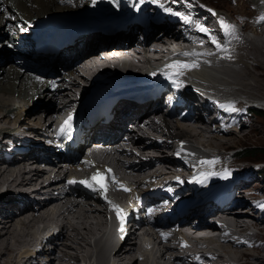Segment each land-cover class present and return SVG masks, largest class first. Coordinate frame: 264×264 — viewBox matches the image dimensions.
Returning a JSON list of instances; mask_svg holds the SVG:
<instances>
[{
	"label": "bare ground",
	"instance_id": "1",
	"mask_svg": "<svg viewBox=\"0 0 264 264\" xmlns=\"http://www.w3.org/2000/svg\"><path fill=\"white\" fill-rule=\"evenodd\" d=\"M140 1L142 2L137 3V0H96L93 4V0H0V55H3L6 46L1 40L5 37L4 31H6L5 26H7V31L11 36H7V42H9L8 46L12 48V51L7 50L9 53L11 52L14 61L17 60L15 64L13 63L8 67L10 69L7 71V76L2 78L5 82H0V135L3 138L6 136L5 139L9 141H11V138L13 140V145H10L11 148L7 144L9 141L1 140L0 143V189L5 187L7 195L5 197L0 193V264H40V257L48 256L52 251L59 254L56 263L50 262L49 258L43 264H80L84 258L90 259L92 257L90 241H92V247L95 248L93 254L95 255V264H264V208L261 207V205H264V200L257 201L256 197H253L251 203H244V199H236L235 196V193L240 194V197L242 194L247 193L240 185L244 180L238 181L247 177L249 170L233 172L235 176H232L227 182H225L226 180L222 181L221 188L214 190L207 184L214 177L222 176L225 171L233 169L231 167L234 158L237 157L236 154L227 156L217 153L210 155V157L202 156V158L197 157L196 154L184 155L185 152L192 153L196 151V148L192 149L193 146L190 144L189 139L196 141L207 150L211 149L213 145L220 148L227 142L229 143L228 146L234 144L233 139H228L234 136L238 139L244 138V135H242L244 132L242 130L243 126L242 124L238 125L243 119L241 116H237V119L233 116V113L240 114V107L243 105L240 102L241 100L238 102L234 98H221L211 90H215L216 86L209 88L208 84H203V82L219 72L224 74V78L216 80L217 85L222 86V93H228L230 96L246 97V101H264V42L258 39L264 33L255 34L254 38L241 37L242 31L236 30L235 24L241 22L238 20L242 18L237 16L238 19L232 23L234 26L230 24L231 21L224 20L235 28L234 34L226 35L219 24L222 12L216 11L217 9L209 4V10H214L216 13L215 16L212 15L211 11L205 8V6H208L205 0H160V3L163 4L161 8H171L175 11H171L172 13H179L183 17H188V24L196 21L200 26L206 27L210 35L204 34L201 39L215 37L222 48L227 49V52L218 51L212 55H205L209 58L198 61L195 57L183 56L182 53H212L217 51L214 45L210 46L212 51H206L205 46L207 44H201L199 50L188 49L187 45L191 42L186 33L178 30L177 26L180 25L178 20L169 19L165 21L158 11L159 7H156L157 4L153 3V0ZM226 1L234 6L242 4L246 7L247 11L244 12V19L250 18V16H264V0ZM61 3H65L66 6L64 7H70L68 10L72 11L82 6L80 7L82 11L79 12L86 11L87 14L90 9L106 6L103 3H107L110 5L107 8L108 11L114 12L112 14L118 15V17H92L98 19L89 23V31H83L76 38L73 46H68L55 55L36 53L34 48L28 44V38H24L22 43L15 47L16 41L14 42L12 32H18L19 27L17 24L22 22V19L25 18L30 22L47 20L52 16V10L60 7L58 5ZM151 4L154 8H151ZM147 7L151 11H147ZM63 8L58 9L63 10ZM126 10L133 11L134 16L126 18V12H128ZM7 15L14 18L11 20L7 18ZM137 21L143 22V26L138 25ZM154 21H161V23L156 24ZM256 27H260V22L258 23L257 20L251 25L253 33L254 29H257ZM136 28L140 32L137 33ZM127 29H130L134 38H137L139 33L145 35L142 60L149 64L150 71L157 69L162 74L166 64L179 59L185 63H192L195 60L199 66L204 62L213 74L208 72L209 69L200 66L201 68L187 71L177 79V83L183 84H181L182 89L178 94L180 99L183 100L182 107L174 106L163 112L162 106L158 103L150 104L146 108H144L145 106L134 108L128 102H119L116 105L118 107L115 106L113 109L114 118L108 126L100 125L99 121L81 126L84 134L83 140H86L87 137L97 139V141L88 145L87 148H89L91 145H97L98 141L103 142L104 146H111L114 139L117 138V135H112V132L127 127L126 125L132 124L133 121L141 125L129 134V139L132 142L124 146L128 148L127 151H120L114 156L108 153L101 155L103 160H107V168L111 170L117 180L131 189V191L125 192L119 190L118 185L113 186L109 182L112 193L108 199L123 201V193L125 192L128 193L129 200L137 201L140 198L145 203L144 206L153 207L147 215L141 211L140 215L134 219L137 227L130 221L132 224L129 227L131 228L124 234L122 243L118 241V244L121 243V245L115 246L104 236L108 225L111 224L115 216V212L110 210L109 204L103 197L100 198V195L84 194L72 188L63 180L66 175L70 176L72 171L80 173L77 172V169L85 167L84 161L75 166L67 165L68 161H73L80 148H68L72 151L71 156H66L56 144H49L48 148L43 146L41 147L43 151H40L41 145L33 142L34 139L39 141L40 139L38 137L32 138V135L35 133V135L42 136L55 122L54 120L58 117L57 112L73 108L75 104L73 101L75 99L74 91L80 87L81 82L86 83L89 73L93 72L87 60L90 58L89 52L91 53L94 48L90 50L88 48L94 43H101L103 49L113 48L118 50L126 45L133 44L131 40L122 41L119 38H114V36L118 37L121 30ZM247 29H250V27ZM261 31L263 32L264 29ZM97 33L104 34L102 36L95 35ZM160 33L163 34L161 38L157 37ZM14 35L16 36L15 40L22 38L20 33ZM91 35H94L91 40L83 38ZM106 37H111L109 43L102 42L103 38ZM166 37L170 41H167ZM172 46L179 48L181 54L170 56ZM86 50L89 52H85ZM84 52L85 56H82ZM138 53H142V51H138ZM52 57H58V65L63 68L76 63L75 70L64 72L62 76L59 73V76L54 79H43L46 74L42 70L43 65L38 61L39 59ZM156 57L157 60L154 59ZM197 57L199 58V56ZM227 63L231 66L225 68L224 65ZM141 64L132 62L135 70H139ZM26 71L32 72V74ZM105 72L107 71L102 70L99 72L100 75H103L100 78L107 76L103 74ZM67 78L66 82L65 79ZM189 84L191 86L198 85L205 88L204 90L208 89V94L214 99L207 102V98H205L204 102L202 98L193 96L188 91ZM42 97H48L55 101L59 100L57 108L53 107L52 113L44 112V119L43 116L37 115L29 118L32 123L20 124L23 120V112L29 110L32 105L31 102L35 98ZM17 99H20V105L16 110ZM234 101L242 105L238 106ZM228 102H233L238 111L225 112L218 107V104ZM150 111L153 113H150ZM80 112L83 114L84 110H78L76 113ZM180 112L185 113L180 116ZM243 112L248 115V108L244 109ZM172 117L175 118H173V122L169 120ZM12 118L14 119L12 120ZM147 118L150 119L147 120ZM115 119H117L116 122ZM140 121H143L144 124H141ZM199 123L209 128L208 136H205L207 131H204L207 129L197 125ZM230 126H236L235 130L229 129ZM252 127L250 126V128ZM22 128L30 130L28 132L32 135H27V137L32 138V140L24 138L26 136L24 134L29 133H24ZM94 130H98V133H95ZM99 132L102 135H99ZM122 134L119 138L123 137ZM214 134L217 137L212 136ZM159 137L164 139L158 141L157 138ZM181 142L185 146L181 154L191 158L193 164L174 159L173 152H177ZM31 146L32 149L29 151ZM171 150L172 153L169 154L168 152ZM24 151H27V153L23 154L21 160H18L17 154L20 155ZM134 151L139 156L136 157L137 154H135L132 157ZM127 152L130 154L128 155ZM41 153L44 154V158L40 156ZM51 155L58 159V168L50 171L51 174L55 171L53 179L48 177V180H45L44 178L49 174V172L47 173L49 168H41L39 165L41 162H50ZM195 155L196 157H194ZM140 156H147L146 161H142L143 159ZM112 158L114 159L112 160ZM135 159H140L139 163H135ZM213 159L224 162L222 168L219 169L217 163L211 167L202 166L198 163L200 160ZM155 164L158 166L156 170H154ZM85 165H89V163ZM104 170V166H100L97 171L104 172ZM97 171L91 170V173H88L89 177ZM201 173L210 175L204 180V183L194 182V177L204 179ZM179 180L183 182L180 187H178ZM55 182L56 184H54ZM153 182H156V185L152 186ZM171 184H176L172 194L177 198L170 212L173 220L163 221L162 217L168 212L166 211L167 205L164 206L169 197L167 196L168 192L160 194L159 198H153L151 195L159 193H157L158 187L165 188L171 186ZM143 185L148 187L145 188ZM202 185H205L204 191L200 194L201 189L198 186ZM185 189L190 192L188 196L183 193ZM10 190L14 193L8 196ZM226 193L230 196L225 197ZM40 200L43 201L37 203ZM178 205L186 207L185 210L176 211ZM245 206L247 208L243 209ZM140 208L141 206L138 209ZM212 208H216L217 211L209 215L208 218H212L209 226L214 230H220V237L216 241H212L211 238H202V240H196L198 243L196 245L182 247L181 245L185 244L186 239H191L194 236L192 227L203 226L201 224L196 225L198 217L202 216V213L208 214ZM189 215H194L195 218L188 222L187 217ZM141 216L146 217V219H140ZM259 216H261V219ZM250 218L253 219L250 220ZM178 222H181L180 224L184 229H189V234L175 228ZM247 222L257 230V234L249 233L250 227ZM54 226L60 228L58 234L39 241V232L46 231ZM196 230L203 231L201 229ZM139 231L141 232L140 235H136ZM162 233L166 235V238L162 237ZM138 237L146 242L147 250L137 244L136 239ZM253 239L255 240L253 241ZM43 241H45V244L41 245ZM48 241L50 242L48 243ZM236 242L240 243L235 244ZM244 242H247L248 245ZM37 243H39V246ZM175 243L177 244L176 247ZM200 243L206 245L203 246ZM213 243L218 244V248L211 247L210 245H214ZM30 245L37 246L33 249V252L20 253L22 247ZM240 245L244 246L238 249L241 247ZM45 247L46 249H44ZM179 248L183 249L181 253H177ZM219 248H221L225 257L221 256V252H218ZM231 248L235 249L232 250ZM229 249L233 252H228ZM150 252L155 255L152 257ZM231 261H234V263H231Z\"/></svg>",
	"mask_w": 264,
	"mask_h": 264
},
{
	"label": "rangeland",
	"instance_id": "2",
	"mask_svg": "<svg viewBox=\"0 0 264 264\" xmlns=\"http://www.w3.org/2000/svg\"><path fill=\"white\" fill-rule=\"evenodd\" d=\"M129 1V0H128ZM142 1H140V0H137V3H141ZM205 2L208 4V6L206 7L205 6V8L206 9H208L209 10V7L210 6H212V7H215L217 10L216 11H220V12H222L220 15L223 17V19L224 20H228L229 22L231 21V23L230 24H232V23H234V21L235 20H237L238 18H236L237 16L238 17H240V18H242V19H240V20H238V21H241V22H238V23H236L235 24V27L237 28L236 30H241L242 31V35H241V37H248V38H254L255 37V34H263L264 33V31L262 32L261 30L262 29H264V22H260V27H256L257 29H254V33L251 31V25H252V23L255 21V20H259V18L261 17V16H258V17H251L250 16V18H247V19H244L245 18V13L244 12H246L247 11V8L246 7H244V6H242V4L240 5V4H238V5H233V4H231V3H228L226 0H205ZM85 4V3H84ZM209 4H210V6H209ZM29 6H30V4H28ZM103 5H106V6H110L109 4H107V3H103ZM58 6H60L61 8H63L64 6H66V4L65 3H61L60 5H58ZM158 5H156V7H157ZM60 7H56V8H54L53 10H52V16H55V15H59L61 18H63L64 16H66V14L67 13H71V12H74L75 13V11H82V9H80V7H82V6H80V7H78L77 9L75 8V10H68V8H70V7H64L63 8V10L62 9H58V8H60ZM158 7H160V6H158ZM95 8V7H94ZM151 8H152V4H151ZM96 9V8H95ZM106 8H103V10H105ZM146 9V8H145ZM91 11H93L94 9L92 8V9H90ZM89 10V12H91ZM147 11H149L150 10V8L149 7H147V9H146ZM95 11V10H94ZM151 11V10H150ZM218 11V12H219ZM54 12V13H53ZM212 12H214V10H212L211 11V13ZM264 12V11H263ZM104 17H107V16H103V17H101V18H104ZM221 17V18H222ZM225 17V18H224ZM232 17V18H231ZM7 18H10L11 20L14 18V17H10L9 15H7ZM229 18V19H228ZM25 19V18H24ZM244 19V20H243ZM23 20V19H22ZM27 20V19H26ZM32 21V20H31ZM90 23V22H89ZM89 23H86V25L88 26L89 25ZM246 24V25H245ZM233 25V24H232ZM245 25V26H244ZM234 26V25H233ZM6 27V31H4V33H5V37H4V39H2L1 41L2 42H4V48H5V50L3 51V55H4V57H3V55L1 56L0 55V82H5V80H2V78L3 77H5V76H7V71H9V69L10 68H8L9 66H11V65H13V63L15 64V61L17 62V60L15 59V61H14V58H12V56H11V52L9 53V51L8 50H10V51H12V48L11 47H9L8 46V44H9V42H7V36L8 37H11L9 34L10 33H8V27L7 26H5ZM250 27V29H247V28H249ZM235 29V28H234ZM261 29V30H260ZM138 29L136 28V32L138 33V32H140V31H137ZM245 30V31H244ZM8 34V35H7ZM102 34H104V33H97V34H95V35H98V36H102ZM140 34V33H139ZM260 36V35H259ZM94 37V35H91V36H87V37H83V38H86V39H92ZM258 39H260V40H262L263 42H264V34L262 35V36H260V37H258ZM207 44V43H206ZM209 47L210 46H212V45H209V44H207ZM1 46V45H0ZM1 48V47H0ZM8 49V50H7ZM1 51V50H0ZM209 51H212V49L210 48L209 49ZM219 50H217V51H213L212 53L214 54V53H216V52H218ZM263 51H264V46H263ZM6 52V53H5ZM221 52H223V51H221ZM90 53V52H89ZM209 53H211V52H209ZM6 54H9V55H6ZM230 55V54H229ZM82 56H85V52H84V54H82ZM62 57H63V55H62ZM224 57V56H223ZM42 58V57H41ZM56 57H52V58H48V59H39V61L38 62H40V64L41 65H43L42 66V70H43V72H44V74H46V76H44L43 77V79H46V80H48V79H54V78H56L57 76H59L58 74H54V75H52V73H59L60 72V76H62V74L64 73V72H70L71 70H75V64L76 63H74V65H72V66H70V67H67V68H63V67H60L58 64H59V60H57V58L55 59ZM181 58H183V57H181ZM180 58V59H181ZM198 61L199 60H201L202 59V61L204 60V59H208L209 58V56L207 57V56H205V55H200L199 56V58L198 57H195ZM55 59V60H54ZM155 60H157V57L156 58H154ZM85 60H87V59H85ZM141 62V61H140ZM21 64V63H20ZM39 66V65H38ZM200 66L201 67H204V68H207V69H209L207 66H205V63L204 62H202V64H200ZM199 66V68H201ZM227 66V67H226ZM231 65L229 64V63H227L226 65H224V67L225 68H228V67H230ZM139 69H142L143 68V64H141V65H139ZM213 67V66H212ZM3 69H4V71H3ZM213 69H215V67H213ZM6 72V73H5ZM26 72H28V73H30V74H32V72H29V71H26ZM209 73L211 72L212 74H213V72L209 69V71H208ZM218 75V76H217ZM224 76V74H222V73H219V72H217V73H215L210 79H208L207 81L205 80L204 82H203V84H208V86H209V88H213V87H218V88H216L215 87V90L214 89H211V90H213L216 94H218L221 98H234L235 100H237L238 102L240 101L242 104H240V103H238L237 101L235 102L236 104H238V106H240V105H242V107H240V114H236V113H233V116L237 119V116H241L242 117V119H243V121H241L240 122V124L238 123V125H241L242 124V130L244 131L243 133H242V135H244V138H242V139H238V138H235V136L233 137V138H228V139H233L234 140V144H231V145H229L228 146V142H227V144L226 143H224L220 148L219 147H216V146H212V148L211 149H207V150H205L200 144H198L196 141H193L192 139H189L190 140V144L193 146L192 147V149H194V148H196V151L195 152H192V154H196V155H198L197 157H199V158H202V156H205V157H210V155L212 156L213 154H217V153H221V154H223V155H227V156H231V155H233V154H236V156L237 157H235L234 158V163H233V166L231 167V168H233L232 170H229L228 172L230 173V175L225 179V178H221V176H217V177H214L213 178V180L210 182V183H208L207 184V186H210V187H212L214 190H216V189H218L221 185H222V181H224V180H226L225 182H227L228 181V179H230L232 176H235V174L234 173H236V171H240V170H249V173H248V175H246L247 177H244V178H242V179H239V181L238 182H241L240 180H244V182H242L240 185L241 186H243L242 188L247 192L246 194H242V196L240 197V194H238V193H235V196L237 197L236 199H240V198H242V199H244V203L246 202H248V203H251V200H253L252 198L253 197H256V200L258 201V200H264V174L263 173H260L259 172V170H256L257 169V167H260L259 169H263L264 170V101H246L245 100V98L246 97H241V96H239V97H237V96H235V95H228V93H222L221 91H222V86H218L217 84L218 83H216V80L218 81V80H220V79H222V78H224L223 77ZM99 77H103V75H100ZM79 79H81V78H79ZM67 80H68V78L67 79H65V81L67 82ZM96 80H98V79H96ZM201 80V79H200ZM184 81H186V80H184ZM202 81V80H201ZM215 81V82H214ZM96 82V81H95ZM211 84H210V83ZM17 83V82H16ZM81 83H83V82H81ZM212 83H213V85H212ZM89 84V83H88ZM210 86H212V87H210ZM220 87V88H219ZM88 88V87H87ZM86 88V89H87ZM203 89H205V88H203ZM208 90V89H207ZM216 90H218V91H216ZM220 90V91H219ZM212 93V92H211ZM226 94V95H225ZM214 95V94H213ZM215 97V96H214ZM20 99H17V102H16V110H17V107L20 105V101H19ZM227 100H229V99H227ZM58 101L59 100H53V99H50V98H48V97H42V98H35L34 99V101L33 102H31L32 103V105L29 107V110H26V111H24L23 112V115H22V117H23V120H22V122L20 123V124H22L23 125V123H24V125H26V124H28V123H32V120H30L29 118H31V117H33V116H37V115H41V116H43V119L45 118V116H44V112H48V113H52L53 112V107L54 108H57V105H58ZM251 103H254V104H256V105H258L257 107L259 108V110H254V108L250 111L249 110V113H248V115H246L247 113H244L243 112V110L244 109H246V107H248V106H246L247 104H251ZM159 105H160V103H159ZM163 106V105H162ZM246 106V107H245ZM116 107H118V106H116ZM117 109V108H116ZM116 109H115V111H116ZM162 109V108H161ZM15 110V109H14ZM92 112V110L90 109V113ZM47 113V114H48ZM113 114H114V110H113ZM92 114H88L87 112L85 113V116H86V119L89 121V116H91ZM47 116V115H46ZM116 117H117V113H116ZM173 118L174 117H172V119H169L170 121L172 120V122L174 121L173 120ZM14 118H12V120H13ZM47 119V118H46ZM148 119H150V118H147V120ZM175 119V118H174ZM224 119V118H223ZM239 119V118H238ZM117 121V119H115V122ZM47 122V121H46ZM141 122V121H140ZM143 122V121H142ZM141 122V124H144V123H142ZM145 122H147V121H145ZM195 122V121H194ZM175 123V122H174ZM190 123H193V122H190ZM11 124V123H10ZM18 125V124H17ZM197 125H199V126H201V128H203V129H207V130H204V131H207V134H205V136H208L209 134H208V130H209V128L207 127H205L204 125H200V123L199 124H197ZM126 126H128V125H126ZM250 126H253L252 128H250ZM235 128H236V126H230L229 127V129H234L235 130ZM23 129V128H22ZM122 130V129H121ZM23 131H24V133H29V134H24V135H26V136H24V138H28L27 137V135H32V133H30V132H28V131H30V130H27V129H23ZM210 131V130H209ZM94 132L95 133H98V130H94ZM101 133L99 132V135H100ZM246 134V135H245ZM249 134V135H248ZM102 135V134H101ZM212 136H216L215 134L214 135H212ZM6 137V136H5ZM5 137L3 138V136L2 135H0V143H1V140L3 141H9V140H7V139H5ZM33 137H38L39 139H40V141L39 140H37V139H34L33 140V142H36V143H38L39 145H41L40 146V148H39V150L40 151H43L42 150V148L41 147H45L46 146V148H48V146L47 145H45L44 143H43V141H45V142H47V140L49 139H47V136L45 135V133L44 134H42V136L41 135H35V133L32 135V138ZM217 137V136H216ZM32 138H28V139H31L32 140ZM179 138H180V136H179ZM178 138V139H179ZM219 138H226V137H219ZM235 138V139H234ZM161 139H164L163 137H159V138H157V140L158 141H162ZM180 139H182V138H180ZM185 140H187V139H185ZM13 143V140H12V138H11V141H9V143H7V144H9V148H11V146L10 145H13L12 144ZM2 144H4L5 145V143H3L2 142ZM13 147V146H12ZM32 149V146L31 147H29V151ZM200 151V152H199ZM135 153H134V155L132 156V157H134L135 156V154H137L136 155V157L137 156H139L138 155V153H136V151H134ZM202 152V153H201ZM204 152V153H203ZM207 152V153H206ZM25 153H27V151H24V152H21V154L20 155H18L17 154V157H18V160H21L22 159V156H23V154H25ZM169 154H171L172 153V150L171 151H169L168 152ZM127 154L129 155L130 153H128L127 152ZM58 155H60V154H58ZM196 155L194 156V157H196ZM40 156L42 157V158H44V154L43 153H41L40 154ZM140 158H142L143 160L142 161H146V158H147V156H140ZM50 162H41V164L39 165L41 168H49V169H47L48 171H47V173L49 172V174H48V176L47 177H45L44 179L46 180H48V177H49V179H53V176H54V173H55V171H53V173L51 174V170H56L58 167V159H56V157L55 156H50ZM114 158H112V160H113ZM197 159V158H196ZM62 160H63V158H62ZM133 161V160H132ZM139 161H140V159H135V163H139ZM188 162H190V163H192L191 161H188ZM221 163V164H220ZM110 164V163H109ZM217 166L219 167V169L220 168H222V165H224V162L222 163L221 161H219V162H217ZM171 167V166H170ZM156 169H158V166L155 164V169L154 170H156ZM78 171L77 172H80V173H76V174H87V175H89L88 173H91V170L90 169H88L87 167H85V168H81V167H79L78 169H77ZM234 172V173H233ZM146 173H149V172H146ZM151 173V172H150ZM232 174H234V175H232ZM186 176V175H185ZM251 177V178H250ZM43 179V180H44ZM43 180H41L42 182H43ZM44 180V181H45ZM64 182H66L67 180H69V176L68 175H66L65 177H64ZM54 184H56V182L54 183ZM178 184H179V186L178 187H180V186H182L183 185V182L181 181V180H179L178 181ZM153 185H156V182H153L152 183V186ZM174 185V186H173ZM145 188L146 187H148V186H146V185H143ZM174 187H176V184H171V186H167V187H165V188H161V186L160 187H158V190H157V193L158 194H152L151 195V197H153V198H159L161 195L160 194H164L165 192L167 193L168 192V195L167 196H169L167 199V202L164 204V206H166L167 205V209H166V211H168V212H166L165 214V216L164 217H162V220L163 221H165V220H167V219H171L172 218V216H171V214H170V212H171V210H172V204H175L176 203V200H177V198H175L174 197V194H172V192H173V189H174ZM109 189H108V191H107V193H106V195H107V198H109V196L111 197V193H112V189H110V185H109V187H108ZM161 188V189H160ZM199 189V188H198ZM201 189V192H200V194H202V192L204 191V189L203 188H200ZM146 190V189H145ZM186 190V191H185ZM184 191H183V193H185V195L186 196H188L189 195V190L188 189H185ZM0 193H1V195L2 196H4L5 195V197L7 196L6 195V193H5V187H1V189H0ZM9 193L10 194H8V196L9 195H11V193L13 194L14 192H11V190L9 191ZM187 193V194H186ZM126 194V195H125ZM56 195H58V194H56ZM98 195H100V198H102L103 196L101 195V194H98ZM159 195V196H158ZM45 196V195H44ZM123 201H120V200H113V202H115V203H117V202H126V201H128L129 200V196H128V193H123ZM224 196H226V195H224ZM228 196H230V194H228ZM40 198H42V197H40ZM43 200H40L39 202H37V203H40V202H42ZM170 203V204H169ZM164 208V207H163ZM185 208L186 207H183V206H180V205H178L177 206V208H176V211H180V210H185ZM244 208H247L246 206L245 207H243V209ZM165 209V208H164ZM242 209V208H241ZM163 210V209H162ZM169 214V215H168ZM243 217H244V215H243ZM192 218V217H191ZM191 218H189L188 220H190ZM211 218V217H210ZM259 218L261 219V216H259ZM141 219H143V218H141ZM251 219H253V218H250V220ZM113 222V221H112ZM247 225L250 227L249 228V233L250 234H257V230L256 229H254V228H252L251 227V224L250 223H248L247 222ZM60 228L58 227V226H54V227H52V228H49V229H47L46 231H44V230H42V231H40V229L38 230V232H39V234H38V238H39V241L41 240V239H47V237L48 238H50V237H54V236H56L58 233L57 232H59L58 230H59ZM173 229H174V227H173ZM140 231L139 232H137V234L136 235H140ZM54 235V236H53ZM104 236H106V238L108 239V236L106 235V234H104ZM179 236V235H178ZM43 237V238H42ZM109 240V239H108ZM255 239H253V241H254ZM246 241V240H245ZM50 241H48V243H49ZM237 243H240V242H236L235 244H237ZM247 242H244V244H246ZM38 244V246H39V243H37ZM45 244V241H43V243L41 244V245H44ZM90 244H91V248H90V250H91V252H92V257L90 258V259H86V258H84L82 261H81V263L80 264H95V255H93L94 253H95V248L94 247H92L93 245H92V241H90ZM196 244H198V243H194L193 245H196ZM201 245H203V246H205L206 244L205 243H200ZM214 245H210L211 247H214V248H218L217 246H218V244L216 245V243H213ZM176 243H175V247H176ZM247 245H248V243H247ZM207 246H209V245H207ZM224 246H226V245H224ZM235 246H237V245H235ZM241 247L240 248H238V249H241V248H243V246L244 245H240ZM35 247H37V246H32V245H30V246H25V247H22L21 248V250H20V253H23V254H26V253H29L30 251L31 252H33V249H35ZM23 249V250H22ZM41 249H42V247H41ZM44 249H46V247L44 248ZM232 250H234L235 248H231ZM182 250L183 249H181V248H179V250H178V252L177 253H181L182 252ZM232 250H230L229 249V251L228 252H233ZM218 252H221V256H223V257H225V254L222 252V250H221V248H219L218 249ZM34 253H35V250H34ZM32 254V253H31ZM22 256V255H21ZM27 256V255H26ZM59 256V254H57L55 251H52V253H50V254H48V256H42V257H40V264H43V263H45V262H47V260H49V258H50V262H55L56 263V259H57V257ZM39 258V257H38ZM55 260V261H54ZM231 263H234V261H231ZM29 264V263H28Z\"/></svg>",
	"mask_w": 264,
	"mask_h": 264
},
{
	"label": "snow or ice",
	"instance_id": "3",
	"mask_svg": "<svg viewBox=\"0 0 264 264\" xmlns=\"http://www.w3.org/2000/svg\"><path fill=\"white\" fill-rule=\"evenodd\" d=\"M96 0H93V4H95ZM153 3H156L158 6L163 7V4L160 3V0H153ZM165 11H171L170 9H165ZM212 11V10H209ZM174 15H179V13H173ZM212 15H216L215 12H212ZM184 19V21L187 23L189 22L188 17H182ZM259 22H264V16H261L259 18V20L257 21ZM219 24L221 29L223 30V32L226 35H232L234 34L235 30L233 28V26H231L230 24H227L223 18L219 19ZM199 31L201 33L204 34H209V30L206 27L203 26H198ZM25 29L21 28V31H24ZM211 43L214 45V47L219 50V51H224L227 52L226 48H222L221 44L219 43V41L215 38L212 37L211 38ZM213 53H196V52H191V53H182L183 56H192V57H197L200 55H212ZM230 58V57H228ZM199 67L198 62H196L195 60L192 63H185L182 62L181 60L177 59L172 61L169 64H166L164 66V69L162 70V74L165 76L166 79L170 80L174 85L177 84V79L180 76H183L185 74V72L187 71H192L195 70ZM152 75H155V73H152ZM179 86V85H177ZM218 107H220L223 111L225 112H236L238 111V109L235 107V104L233 102H228L225 104H218ZM72 120H73V116L70 113L68 115V118L64 121V123L61 125L60 129H59V134H70L71 132V126H72ZM184 144L183 142L180 143V147L176 152V156L180 157L181 153L184 150ZM184 155L186 156H191L193 155L192 153H187L185 152ZM218 161L213 159V160H200L198 161V163L202 166H209L211 167L212 165L216 164ZM86 163H90V162H86ZM201 175L204 177V179H197V178H193V181L196 183H204V180H206L208 178V173H201ZM230 175V173L228 171H225L221 178H227ZM190 181V182H193ZM109 182L111 183V185L113 186H117L119 187V190L125 191V192H129L131 191L130 188L126 187L124 184H122L121 182H119L117 180V178L111 173L110 169H105L104 172H100L97 171L95 173H93V175L86 179V180H80V181H76V180H69L68 184H82L84 187L89 188L91 191L93 192H97L99 191L101 193V195L103 196V198L105 199V201L109 204L110 206V210L115 212L116 217L118 219V221L120 222V231L123 232L124 231V223H125V217H126V213L124 212L123 209H121L118 205H116L113 201L109 200L107 198V191H108V187H109ZM262 208H264V205H261ZM162 237L166 238L165 234H161ZM182 247H186L187 245L182 244Z\"/></svg>",
	"mask_w": 264,
	"mask_h": 264
},
{
	"label": "trees",
	"instance_id": "4",
	"mask_svg": "<svg viewBox=\"0 0 264 264\" xmlns=\"http://www.w3.org/2000/svg\"><path fill=\"white\" fill-rule=\"evenodd\" d=\"M103 8H108V6H99V7H97L96 9L95 8H93L94 10L93 11H91V12H88V14H87V12L85 11V12H79V11H77V12H71V13H67L66 14V16H64V17H66V18H68V19H73V20H75V19H77V20H79V21H84L85 19H88V16H89V14L90 13H94L96 16L97 15H99V14H101L100 16H102L103 15ZM105 9V10H106ZM108 10V9H107ZM103 12V13H102ZM98 13V14H97ZM70 17V18H69ZM114 39V38H113ZM110 40H111V38H110ZM102 42H109V40L108 39H105V38H103V41ZM101 43H94L91 47H89L88 49L90 50L91 48H95V47H97L98 45H100ZM87 49V50H88ZM85 51V52H89V51ZM87 91V90H86ZM85 93H87V92H85ZM85 93H83L82 95H84ZM248 110H252V109H248ZM259 170V172L260 173H263L264 174V170L263 169H258Z\"/></svg>",
	"mask_w": 264,
	"mask_h": 264
}]
</instances>
